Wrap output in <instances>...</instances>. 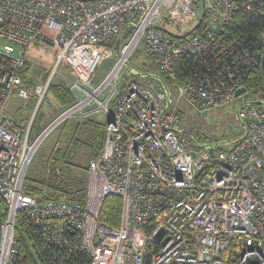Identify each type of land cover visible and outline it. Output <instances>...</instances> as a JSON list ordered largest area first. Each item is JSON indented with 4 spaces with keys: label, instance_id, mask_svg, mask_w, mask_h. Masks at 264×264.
Wrapping results in <instances>:
<instances>
[{
    "label": "built area",
    "instance_id": "1",
    "mask_svg": "<svg viewBox=\"0 0 264 264\" xmlns=\"http://www.w3.org/2000/svg\"><path fill=\"white\" fill-rule=\"evenodd\" d=\"M241 14L259 20L260 29L243 30ZM43 40L54 68L31 87L21 77L25 51ZM139 47L158 73L116 88ZM183 57L196 60L184 76L175 69ZM121 59L114 85L99 91L110 71L93 88L99 65L115 60L113 70ZM56 76L77 103L42 139L76 106L98 103L106 118L83 202H39L24 189L41 145V133L29 140L33 119ZM250 94L264 99V0H0V264H32L22 237L38 264H145L148 252V264H264V101L248 102ZM12 96L36 98L27 121L6 113ZM180 102L198 114L237 102L243 132L227 151L200 146L181 123ZM110 195L121 201L117 227L99 221Z\"/></svg>",
    "mask_w": 264,
    "mask_h": 264
},
{
    "label": "rangeland",
    "instance_id": "2",
    "mask_svg": "<svg viewBox=\"0 0 264 264\" xmlns=\"http://www.w3.org/2000/svg\"><path fill=\"white\" fill-rule=\"evenodd\" d=\"M201 9L202 4L200 3L198 5V13H200ZM164 24L165 21L161 17L157 27L161 28ZM166 28L174 32L170 26H166ZM44 35L50 38L49 32H45ZM25 59L29 65L25 78L30 77L32 79L31 87L43 84L54 68V58L50 52L49 45L43 41L30 44L25 51ZM114 61L105 60L99 65L91 81L93 88L102 83L113 67ZM124 67L129 69V73L125 71L123 75H119V79H117L115 84L116 88H121L125 79L131 77L129 74L145 73L153 69V65L146 56L145 50L141 47L127 59ZM61 73L65 78L72 79L66 69L61 70ZM62 82H64L63 79L56 76L52 80V85ZM65 84L67 85V83ZM111 84V86L114 85V79ZM110 87H107L105 92L99 95L98 101L106 96ZM75 93L77 94L76 91ZM80 98L83 99L84 96H80ZM174 98L173 95L172 99L174 100ZM258 101L263 102L264 99L262 100L259 95L255 94L248 96V102ZM76 103L77 100L75 98L73 104ZM36 105L37 100L34 96H31L29 101L12 96L6 105L5 111L15 121L23 123L22 121H27L33 115ZM237 106V102L229 103L218 108L209 109L202 114H198L195 109L184 102H180L178 108L181 115V123H185L190 130L196 133L200 146L206 148L213 146L214 151L217 152L227 151L231 148L243 132V126L236 115ZM108 107L110 110L112 109L111 104ZM61 112L62 110L59 109L57 102L47 92L34 116L35 121H40L41 132ZM105 125L106 118L103 112L100 111L98 103H92L82 110H78L74 116L68 118L45 137L38 151L33 156L26 170V175L31 178L38 175L43 177L49 156L51 154H64L66 160L74 166L72 169L73 174L76 176L72 178L82 177L85 180L89 161L96 152L99 143L102 145V133ZM60 166L62 167V163H60Z\"/></svg>",
    "mask_w": 264,
    "mask_h": 264
},
{
    "label": "trees",
    "instance_id": "3",
    "mask_svg": "<svg viewBox=\"0 0 264 264\" xmlns=\"http://www.w3.org/2000/svg\"><path fill=\"white\" fill-rule=\"evenodd\" d=\"M85 1H92V0H85ZM238 20L242 23L243 30L245 31L246 30L257 31L259 25L261 26V22H259V20L247 15H243V14L239 15ZM259 29L260 28H258V30ZM195 64H196L195 59L191 57H183L175 61V69L184 76L187 75L192 70ZM28 67L29 65L26 61L24 68L21 71L22 79H25V75L28 71ZM152 70L153 72L158 73L156 68H153ZM148 73L149 72L129 74L131 77L125 79L123 85L125 83L134 81L135 76H139L141 74L147 75ZM48 93L51 94L53 99L57 102L59 109L62 111L71 107L75 102V98L70 92L69 87L64 82L56 85H52L51 83L48 89ZM41 130L42 127L40 121L39 120L35 121L34 118V122L32 123L31 132H30V141H33L40 134ZM103 133H102V140H103ZM101 146L102 145H100L99 143L96 152L93 154V157H95L99 153V151L101 150ZM47 163L48 164L46 165V170L45 173L43 174L44 175L43 177L38 175L34 178H31L25 174L24 177L25 193L34 197L39 202L57 201L61 199L68 201L83 202L86 196V187H87L86 176H85V180L82 177L72 178L76 176L73 174L72 167L74 166L73 164H70V162L66 160L64 154L61 155L51 154L49 156ZM60 163H62V167L60 166ZM4 208H5V202L0 196V223L6 217ZM120 209H121L120 199L112 195L107 196L104 199L100 208L99 221L102 224L111 227H117ZM21 250L24 252L25 258L28 261H31L32 264H38L33 258V256L30 254V252L28 251L27 242L23 237L21 238ZM150 257H151V253L148 252V254L144 257L145 264L149 263Z\"/></svg>",
    "mask_w": 264,
    "mask_h": 264
},
{
    "label": "bare ground",
    "instance_id": "4",
    "mask_svg": "<svg viewBox=\"0 0 264 264\" xmlns=\"http://www.w3.org/2000/svg\"><path fill=\"white\" fill-rule=\"evenodd\" d=\"M124 63V61H123V59H121V61H119V63L113 68V70H112V68H111V72L108 74V76L106 77V79H105V81H104V83L102 84V86L100 87V89H99V91L103 88V87H105L106 85H108V83L115 77V75L117 74V71L119 70V68L121 67V65ZM95 76V75H94ZM97 93V92H96ZM95 93V94H96ZM94 94V95H95ZM90 96V98H93V97H95V96ZM80 109V107L79 106H76L75 108H74V115H75V113L77 112V110H79ZM73 111V110H72ZM73 115V116H74ZM46 129H47V127L41 132V134H40V139H38V143H42L43 141H44V139H42L47 133H45L46 132ZM44 133H45V135H44Z\"/></svg>",
    "mask_w": 264,
    "mask_h": 264
},
{
    "label": "water",
    "instance_id": "5",
    "mask_svg": "<svg viewBox=\"0 0 264 264\" xmlns=\"http://www.w3.org/2000/svg\"><path fill=\"white\" fill-rule=\"evenodd\" d=\"M47 45H50L51 43H50V41H48V40H43ZM243 90L241 89V90H238L237 92H236V94L238 95V94H240L241 92H242ZM107 122H109V121H107Z\"/></svg>",
    "mask_w": 264,
    "mask_h": 264
}]
</instances>
